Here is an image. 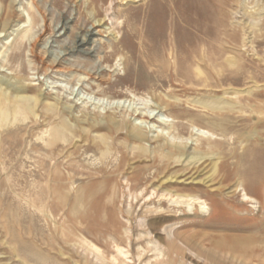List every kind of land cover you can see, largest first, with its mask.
I'll return each mask as SVG.
<instances>
[{
  "label": "rangeland",
  "instance_id": "obj_1",
  "mask_svg": "<svg viewBox=\"0 0 264 264\" xmlns=\"http://www.w3.org/2000/svg\"><path fill=\"white\" fill-rule=\"evenodd\" d=\"M0 88V264H264V0H0Z\"/></svg>",
  "mask_w": 264,
  "mask_h": 264
},
{
  "label": "bare ground",
  "instance_id": "obj_2",
  "mask_svg": "<svg viewBox=\"0 0 264 264\" xmlns=\"http://www.w3.org/2000/svg\"><path fill=\"white\" fill-rule=\"evenodd\" d=\"M34 2V1H33ZM63 27H67L66 24L63 25ZM96 26L94 24L93 29H85L84 30V34L83 37H79V39L77 40V47H80L82 45H84L87 41V37L91 36L92 34H94V30H96ZM52 32V31H51ZM46 33H42L40 35H38L35 39V41L33 42V47H32V52L35 56H37L40 52L38 51L37 47H38V43L40 41H42L43 36H45ZM55 35L54 30L53 32L50 34V36ZM88 42V41H87ZM47 54H50V50L49 49H45L43 51H41L39 56V59L41 61V63L46 64V66L48 68L54 69L56 67H58V64L60 63V60L56 57L54 59L51 60V62L49 64L46 63V57ZM59 54H57L58 56ZM49 56V55H48ZM59 68V67H58ZM1 89V88H0ZM9 100L8 99V94H4L3 92L1 93L0 90V113L1 115L6 119L7 122V118H8V114H9ZM115 103L117 104L118 107H120L122 110H126L127 113H129L132 117H134V119L137 121L139 120L141 122V124H134V128L130 129V133L129 135L133 138H136V140L141 141L142 139H147V138H151L154 136H149L147 134H143L142 129L140 127L144 126L145 128H151L152 126L157 125L155 127H157L159 130H157L161 135H157V136H165L168 133V128L171 127L172 125L171 123V119L167 114L162 113L161 111H157L156 109H152L150 107L146 108V111H138L136 108L131 109L130 105L127 104L128 99H115L114 100ZM227 104V103H225ZM204 108H209L210 110L216 112L217 109H220V101H214L212 104H206L203 106ZM6 122L3 121L2 126L5 127L6 126ZM163 127V129H160L159 127ZM168 127V128H167ZM156 131V130H155ZM191 132L193 134H198L201 136H207L208 131L202 127H198L196 125L191 124ZM146 135V136H145ZM156 137V136H155ZM208 138V137H207ZM179 150L180 154H185L186 152L184 151L185 148L181 149V148H176ZM205 155L201 152H197L195 155H189L186 158H188V160L190 161V163H199L202 162L204 160ZM204 163V162H203ZM201 163L199 165V167L203 164ZM198 167V168H199ZM214 167V173L217 172L218 167L217 164L215 163ZM198 168L196 169L195 172H197ZM187 174L185 175H180L179 177H185ZM176 178V180L178 179L177 174L173 173L170 177L166 178L167 179H173ZM165 182V180H164ZM154 184H152L150 187H152ZM163 185V183H162ZM102 189L98 190L97 192H93V195L95 194V196H93L94 198H103L104 194H105V189H106V185L103 184L102 185ZM161 189H163V186H160L159 189L155 188V189H151L150 188H143L141 189L135 196L134 199L138 201L141 200H152V198L154 196L156 197H164L169 199V201L176 203L178 205H186L188 208L192 209L194 207V203L198 202V204L200 205V208L203 209L205 208V201H202L199 199L198 196L192 195V194H178L177 196L173 194V192H161ZM149 190V191H148ZM147 191V192H146ZM245 196L246 193L244 194ZM82 198L81 196H79V199ZM148 202V201H147ZM139 203V202H138ZM63 204H65V202H63ZM140 226L146 227L149 226L148 230L145 231V235L149 238V242L152 243V248H154V251L156 252V255H162L164 253L165 247L161 245V241L159 242V240L153 235L151 227L152 225L147 224L146 222L143 221V218H141V222L139 224ZM118 253L120 254H124V255H128L127 253L129 251L124 250L122 247L119 248L118 247ZM140 256V255H139ZM147 264V263H146ZM148 264H151L148 262Z\"/></svg>",
  "mask_w": 264,
  "mask_h": 264
}]
</instances>
